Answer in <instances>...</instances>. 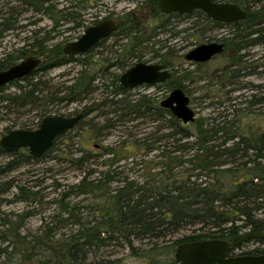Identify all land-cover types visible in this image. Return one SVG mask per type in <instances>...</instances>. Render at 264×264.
<instances>
[{"label":"rangeland","instance_id":"1","mask_svg":"<svg viewBox=\"0 0 264 264\" xmlns=\"http://www.w3.org/2000/svg\"><path fill=\"white\" fill-rule=\"evenodd\" d=\"M92 1L97 6L96 10H89ZM149 1L50 0L46 4L52 8L53 12H50V15L38 12L36 6L27 5L24 1L0 0V23H3L5 18H9L10 13H14L16 19L10 21L14 24L13 30L1 32L2 28H0V61L6 56H17L23 49L26 55L16 62L18 64L33 55L30 51L35 48V42H42L44 39H52L50 45L59 43L64 46L66 42L77 41L81 32H70L69 30L75 28L78 20L89 19L88 14L96 13L100 18L112 17L117 24H123V21L129 18L127 16L133 14V17L136 16L141 21L143 19L149 21L148 27L141 28L139 38L145 43H143L139 55L142 59L151 60L157 58L158 55L168 54V58L175 62L177 75L172 81L178 83L181 80L183 83L185 93L190 98V107L196 115L195 121L216 117L218 110L221 112L227 109H230L229 112L237 110L238 118L241 119L244 129L252 128L257 134H263L264 101L261 100H264V39H259L260 34L249 35L246 46L236 42L239 49H229L226 56L213 58L209 63L203 65H191L184 62V55L202 44L212 43L221 35L233 34L236 29L233 27L215 29L211 28V24L203 22L195 26L198 19L194 17L171 20L169 25L165 24L167 19L154 22L150 16L152 12ZM249 8L253 12L263 10L264 0H260L258 3H253L252 0ZM66 15L67 19H65ZM263 16L260 15L255 20L257 25L262 24L255 26L258 29L264 28V22H261L264 21ZM151 24L152 27L149 26ZM163 24L166 25V28H159ZM69 34L71 39H67ZM241 34H243V30ZM125 44L124 41L122 45ZM130 46L127 44L125 48H112L103 56H98L100 51H97L92 54L93 58L90 55L91 61L87 60L84 65H81L80 62L53 69L48 73L40 72L37 75L36 80L41 78L48 82L49 88L46 89V93L49 91L54 93L57 88L62 90V87L71 85V79L77 77L80 71L90 69L93 73H98L97 79L94 81L95 90L82 102L74 104L56 102L47 107V117L69 116L76 111L83 113L85 108H91L92 112L84 118L80 128L61 137L55 148L45 158H37L38 160L20 166L7 176L0 178V187L2 188L0 192V264H73L66 257H52L53 253L46 251L33 254L32 248L27 251L25 247L13 245L14 238L11 230L20 228L21 236L28 237V241L33 240V237L40 236L48 239L47 228L45 230L44 228L50 226L54 229L53 232L57 230L58 220L63 215L60 210L62 206L58 203L61 196L69 193L70 189L77 186L88 173L95 171L93 175L89 176V179H96L102 177L101 174L109 170V166L104 164L108 159V156H103L105 148L116 151L117 157L114 159L122 158L110 169L121 174L116 179H128L136 186L141 187L146 182L144 178L146 171L143 169V166H147L146 163H160L157 155L162 153L161 149L165 143H156V147L160 150L155 148L151 151L146 149V145L153 143L155 137H162L170 131L160 132L150 137L152 133L157 132L155 124L147 117L140 118L138 112L129 114L132 107L121 106L119 102L125 101L123 103L134 104V101L141 96H147L154 103L160 104L168 97L173 88L166 84L159 87H139L126 95L115 97L112 74L122 75L125 69H112L109 65L115 61L112 57L115 55L114 53H116L114 57L122 55ZM237 57L241 60H238ZM106 85H109L110 88H106ZM17 90L16 86L9 85L3 94L15 93ZM64 95L65 92L60 93L58 97ZM252 101L253 104H251ZM212 103H214L213 106ZM43 104L41 102L39 106L35 107L8 109L6 108L8 104L1 101L0 139L4 136L6 127L11 128V131L24 130V128L36 130L39 122L38 113H41L45 108ZM218 104H222V106H215ZM109 121L113 126L108 129L105 126ZM26 153L29 154L28 151ZM88 153L93 155L89 163L83 165L77 160ZM249 155H252L251 152ZM13 159L12 154L0 156V165H5ZM236 161L235 164L238 165L248 160L240 158ZM153 171L158 170L153 169ZM117 185L112 183L109 184V187L113 190ZM161 185L163 186L164 183L156 184L157 187H161ZM22 188L28 193L26 191L21 193L20 189ZM23 197L26 200H23ZM84 198L72 197L69 201L71 204H76ZM67 203L68 201L65 202V204ZM88 205V202H83L81 206L87 207ZM252 209L255 210L253 214L256 219L264 218V200L263 202L259 201L256 206H252ZM240 219L242 220H239L237 225L243 226L244 219ZM66 230L57 231L56 238H60L64 232L66 233ZM192 231L194 230L184 231L171 240L169 238L154 243L135 242L133 244L134 252L128 247L111 246L91 254L85 264H97L103 261L112 264H174L176 247L173 242L176 238L188 235ZM4 238L6 241H3ZM256 249L264 250V244L250 243L237 249L234 256L250 255L248 253Z\"/></svg>","mask_w":264,"mask_h":264},{"label":"trees","instance_id":"2","mask_svg":"<svg viewBox=\"0 0 264 264\" xmlns=\"http://www.w3.org/2000/svg\"><path fill=\"white\" fill-rule=\"evenodd\" d=\"M20 1L36 6L38 12L50 15V12H53L50 6H46L50 0ZM216 1L236 4L247 13L244 21L224 25V28L236 29L233 34L227 33L222 36L221 40L228 49L238 50L239 45L236 42L246 46L251 34H260L259 39H264V28L255 27L262 25L255 23L259 16L249 8L252 0ZM256 1L258 0H253V3ZM149 5L152 18L165 20L159 14L158 0H150ZM263 15L264 11L261 16ZM127 17L129 18L119 26L122 34L134 32L136 19L132 17V14ZM195 18L198 19L195 26L203 22L204 24L210 23L211 28L222 27L220 23L212 21L203 12H199ZM11 20H16L14 13H10V17L0 23L1 32L14 29V24L10 23ZM135 29L136 32L139 31V28ZM242 30L243 34L240 35ZM50 40L52 39L48 38L42 42H35V48L30 51L44 60L37 72L21 81L11 83V86L18 88L15 93L3 94L7 86L0 89V94H3L0 95V102L7 103L6 108L8 109L35 107L41 102L44 103L45 108L38 113L37 127L48 116L47 107L50 105L56 102L74 104L86 99L95 90L94 81L98 74L90 69L80 71L77 77L71 79V85L62 87V90L57 88L54 93L50 91L46 93V89L49 88L48 82L41 78L36 80L40 72L48 73L56 68L82 62L74 55H66L63 44L50 45ZM25 55V51L21 49L17 56L4 57L0 61V71L15 65ZM86 62V60L83 61L84 64ZM116 81L112 82L115 97L126 95L129 91L118 85V78ZM106 86L110 88L109 85ZM169 87L184 90L181 80L178 83L170 82ZM63 92L65 95L58 97ZM123 102L125 101L119 102L121 106L132 107L129 114L138 112L140 118L147 117L155 124L157 132L152 133L150 137L160 132L170 131L162 137H155L153 143L146 145V149L151 151L155 148L160 150L156 147V143H165L161 149L162 153L157 155L160 163H146L147 166H143L146 171L144 175L146 182L143 186H136L128 179L117 180L116 177L121 174L110 169L122 158L114 159L117 157L116 151L105 148L103 156H108V159L104 164L109 166V170L96 179H89L95 171L88 173L77 186L70 189L69 193L61 196L58 203L61 204L60 210L66 217L60 216L58 220L60 226L58 225L57 230L53 232V228L46 226L44 230L47 228L48 239L40 236L28 241V237L21 236L20 228H13L11 230L14 238L13 245L25 247L27 251L32 248L33 254L46 251L53 253L52 257H66L73 264H85L91 254L108 247H128L134 252L135 242L154 243L169 238L171 240L187 230L194 231L176 238L173 242L174 247L188 242L222 239L231 244V255H234L237 249L250 243L264 244V218L256 219L253 214L255 210L252 209V206L264 200V133L257 134L255 129L248 127L244 129L241 119L238 118L237 110L231 112H229L230 109L222 112L218 110L216 117L199 119L184 125L169 110L163 109L158 102L154 103L147 96H141L134 101V104ZM253 103L252 101L251 104ZM215 106H222V104ZM91 112V108H85L84 118ZM83 121L84 119L74 129L80 128ZM112 126V122L109 121L105 128L109 129ZM24 130H31V128H24ZM10 131L11 128L6 127L4 135ZM59 139L51 150L55 148ZM51 150L40 158H45ZM26 152V150H21L19 153L12 154L13 160L0 165V178L37 159ZM249 152L252 155H249ZM7 154L0 147V156ZM88 154L77 160L83 165L89 163L93 155ZM240 158L248 161L236 165V159ZM153 169L158 171H153ZM162 182L163 186H156L157 183L163 184ZM112 183L118 184L113 190L109 187ZM20 191L24 193L26 190L22 188ZM72 197L85 198L81 202L71 204L69 200ZM23 200L26 198L23 197ZM66 200L67 204H65ZM83 202H88L89 205L81 206ZM240 218L244 219L243 226L237 225V222L242 220ZM62 229L64 231L67 229L66 233L56 238V232ZM4 240L6 241V238ZM248 254L260 255L264 254V250L256 249ZM97 264L112 263L103 261Z\"/></svg>","mask_w":264,"mask_h":264},{"label":"water","instance_id":"3","mask_svg":"<svg viewBox=\"0 0 264 264\" xmlns=\"http://www.w3.org/2000/svg\"><path fill=\"white\" fill-rule=\"evenodd\" d=\"M162 13L191 14L202 11L209 19L233 24L244 21L247 13L240 6L216 2L215 0H158ZM113 21L90 27L77 41L65 45L66 55H79L96 46L101 40L109 37L115 30ZM225 47L222 43L202 44L185 55V60L195 64H206L213 58L222 55ZM44 63L42 58L28 56L24 61L0 71V89L13 82L21 81L33 75ZM170 74L162 67L138 63L123 74L120 85L124 90H134L140 86L153 87L169 79ZM163 109L184 125L195 121V112L190 107V98L181 89H174L169 97L161 102ZM84 114L74 117L50 116L40 123L37 130H12L0 139V147L8 154L27 150L31 157L40 158L52 149L54 143L73 130L83 119ZM232 246L227 240L212 239L180 244L176 247L174 264H264V254L232 256Z\"/></svg>","mask_w":264,"mask_h":264},{"label":"flooded vegetation","instance_id":"4","mask_svg":"<svg viewBox=\"0 0 264 264\" xmlns=\"http://www.w3.org/2000/svg\"><path fill=\"white\" fill-rule=\"evenodd\" d=\"M216 1V0H215ZM93 2V1H92ZM90 2V6H89V10L90 9H93V10H96L97 9V6H95V3L93 2ZM216 2H221V1H216ZM260 2V0L256 1V3ZM79 5H83V4H79ZM159 9V8H158ZM160 11V10H159ZM262 11L264 10H256L254 11L257 16H260L262 14ZM199 12H202V11H194L193 13L191 14H178V13H171V14H165V13H162L160 11V16L162 15V17H164L166 20L165 24L166 25H169L171 20H175V19H181L183 17H194L199 13ZM90 17L89 19L87 20H78L77 24H75V28H70V32L72 31H78L79 33L81 32V35L80 37L78 38V40L85 34L86 30L89 29L90 27H94V26H98L104 22H107V21H113L115 24H116V30L107 38L101 40L96 46L90 48L87 52L85 53H82V54H79V55H76L75 57L77 59H80L82 60L81 63H83L84 60H89L91 61V57L90 55L94 54V52H97V51H100L99 54L98 53V56L101 55L103 56L106 52L110 51V49L112 48H116V47H124L125 48V45L131 44L130 48H126L127 50L125 52H123V54H119L117 57H114L116 55V53H114L115 55H112V57L115 59L114 63L110 64V68H114V69H125V72L123 74H125L128 70H130L131 68H133L136 64L138 63H144L146 65H149V66H159V67H162V71H167L169 74H170V77L167 81L165 82H162V83H158L156 84L155 86L153 87H159L160 85H169L170 82H173L172 80L176 77L177 75V72H176V65H175V62H173L172 60H170L171 58H168L169 55L168 54H164L162 56H159L157 58H154V59H151V60H145V59H142V57L139 55L140 53V50L143 46V43H145V41L141 40L139 38V35L141 34V28L143 27H148V23L149 21L148 20H139L136 16H134V18L136 19V23L133 27V31L132 34H122L120 31H119V26H121V24H117V22L112 19V17H106V18H100L99 15H97L96 13H93V14H88ZM151 16V15H150ZM132 17H133V14H132ZM151 20H153L154 22L157 20H161V19H158L157 17H151ZM210 21V20H209ZM213 21V20H212ZM125 21H123L124 23ZM216 22V21H215ZM219 23V22H218ZM156 24V23H155ZM163 24L162 27H159V28H166V25ZM210 24V23H209ZM221 24V28H215V29H223L227 24H224V23H220ZM225 25V26H224ZM152 27V24L149 25ZM198 26V25H197ZM164 27V28H163ZM135 28H139V31L136 32V29ZM222 36L221 35L219 38L215 39L212 43L216 42V43H222L224 44V47H225V50H224V53L222 55H219L217 57H221V56H226L229 52V49L226 47L225 43L222 42ZM71 35L69 34L67 36V39H71L70 38ZM76 40V39H75ZM74 40V41H75ZM126 42L125 45H122L123 42ZM68 43H71V41L69 42H66V44ZM65 44V45H66ZM209 44V43H207ZM65 47V46H64ZM238 47V46H237ZM133 49V50H132ZM118 54V53H117ZM157 55V54H156ZM92 58H93V55H92ZM216 58V57H215ZM238 58V57H237ZM236 58V59H237ZM184 59V62L188 63V64H191V65H200V64H195L193 62H188L185 60V55L183 57ZM238 60H241V58H238ZM144 61V62H142ZM80 63V62H79ZM80 63V64H81ZM94 63H96V61H94ZM209 63V62H208ZM16 65V64H15ZM81 65H84L81 64ZM203 65V64H201ZM14 66V65H13ZM12 67V66H11ZM9 69V68H8ZM39 70V69H38ZM37 70V71H38ZM3 71V70H1ZM36 71V72H37ZM122 75H119V74H112V78H113V82H117L116 81V78H118V85L121 87L120 85V81H121V78H122ZM9 86V85H8ZM140 87H149V86H140ZM139 88V87H138ZM177 89V88H176ZM135 90V89H134ZM174 90V89H173ZM172 90V91H173ZM183 90V89H182ZM129 92H131L132 90H128ZM171 91V92H172ZM184 91V90H183ZM170 92V93H171ZM185 92V91H184ZM170 95V94H169ZM168 95V97H169ZM168 97H166L165 99H167ZM164 99V100H165ZM162 102V101H161ZM161 102H160V106H161ZM77 114V111L72 113L71 115L69 116H62V117H67V118H70V117H74L76 116ZM46 118V117H45ZM84 119V117H83ZM82 119V120H83ZM40 126V125H39ZM39 126L37 127V129L39 128ZM36 129V130H37ZM33 131V130H32ZM72 131V130H71ZM55 144V143H54ZM2 188L0 187V192H1ZM259 255V254H258ZM234 256V255H232Z\"/></svg>","mask_w":264,"mask_h":264}]
</instances>
